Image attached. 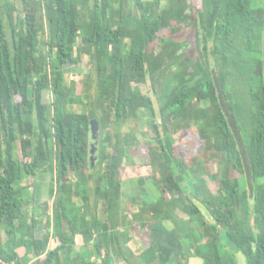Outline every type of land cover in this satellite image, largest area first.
<instances>
[{
  "label": "trees",
  "instance_id": "obj_1",
  "mask_svg": "<svg viewBox=\"0 0 264 264\" xmlns=\"http://www.w3.org/2000/svg\"><path fill=\"white\" fill-rule=\"evenodd\" d=\"M200 2L193 10L191 0H21L15 13L14 2L0 0L1 258L25 264L5 241L26 217L31 251L39 256L32 264H115V258L123 264H189L191 254L200 264H236V251L245 264H264V0ZM188 24L195 29L197 53H184L185 41L168 34ZM73 50L72 63L86 55L92 65L81 77L79 94L65 86ZM181 62L182 71L173 73ZM211 66L245 141L252 195ZM147 81L151 94L139 89ZM47 90L49 101L43 98ZM82 98L85 109H69ZM146 111L155 118L148 124V178L160 196L150 204L127 198V206H136L132 222L144 230V246L134 253L128 228L116 231L123 222V160L138 142L124 126ZM92 118L100 126L94 165L87 151ZM191 127L204 151L221 157L209 175L217 181L215 192L202 166H190L173 151L172 135ZM38 169L49 173L40 236L29 211L33 184L22 183ZM231 170L241 176H231ZM184 175L189 185L181 184ZM144 180L138 177L142 185ZM178 208L186 217L175 213Z\"/></svg>",
  "mask_w": 264,
  "mask_h": 264
},
{
  "label": "rangeland",
  "instance_id": "obj_2",
  "mask_svg": "<svg viewBox=\"0 0 264 264\" xmlns=\"http://www.w3.org/2000/svg\"><path fill=\"white\" fill-rule=\"evenodd\" d=\"M15 3L17 10L15 11L19 13V10L21 9V0H11ZM191 6L194 7L193 10L201 8V2L200 0H191ZM192 10V11H193ZM14 13V14H15ZM172 38L177 40H184V53L192 54L197 53L196 51V33L195 29L192 25H184L181 29L180 26H174V29L168 33ZM71 55L76 56V52L73 50L72 52H69L68 55V63L66 65V80H65V86L67 90L70 91L69 94H79L82 91V81L81 77L82 75L87 71L92 69V65L89 63L88 57L86 55H81L80 61L78 63H72L71 62ZM195 55V54H194ZM188 56H185V59L187 60ZM183 66V63H176L172 67V72H178L180 73L182 69H180ZM73 80V81H72ZM95 86L92 85V93L94 95L95 93ZM139 89L142 93L145 94H151L150 90V83L149 81L142 83L139 85ZM154 96V95H153ZM43 98L45 101H49L51 98L50 91H45ZM154 98V97H153ZM155 99V98H154ZM81 104H74L72 107H69V109H73L75 111H81L85 109L87 104L86 99L82 98ZM155 103V108L157 110V104L156 99L153 101ZM85 103V104H84ZM84 104V105H83ZM205 106H203L204 108ZM157 119H160L159 115H155ZM154 117L147 111L142 112L139 117L132 122L127 123L124 126V130H130L131 132H135V135L138 137L137 144L130 146L128 151V157L123 160V169L122 173L123 177V183H122V196L123 199L121 200L118 214V219H122L123 222L116 228V231L119 232L121 230H126L128 234L132 235V238L130 242V247L132 248L133 252L136 253L142 246V240L140 238H143L140 234L144 232V230H139L138 226L135 225L133 220L131 219V213L132 210L135 209V204L133 206L128 205V199H134L136 201L138 197L140 199L142 198L143 202L145 203H152L160 196V191L154 184L151 182V180L148 178L149 167L146 165V155H147V144L148 140L151 135L150 128L148 127V124L152 123L154 121ZM95 120V121H94ZM95 126L97 127V134L96 138L93 136V131L95 129ZM91 130V131H90ZM99 131L100 126L98 119H92L89 124V131H88V144L89 142H94L99 137ZM91 136V137H90ZM173 140V151L176 156H182V158L185 160V163L189 164L190 166L193 164L200 165L205 171V180L212 192H215L217 189V181L215 179H212L209 175L211 173H215L217 170V162L221 159V157L216 153H207L204 151V149L199 145V139L195 136V129L193 127L191 128H184L180 129L178 132L172 135ZM101 144V143H100ZM19 158H22V155L20 152H18L17 155ZM96 156V155H95ZM95 156L93 157V154L88 155L90 164H95L96 160H94ZM144 176L145 180L143 185L138 182V177ZM231 176H241V173L238 171L231 170ZM190 177L184 175L183 179L181 180L182 185L190 184L189 182ZM48 181H49V173L47 171H43L38 169L33 176H26L24 179L23 185L33 184L30 186V190L33 191V196L30 199V205H29V211L35 214V218L38 221V225L34 230V233L36 236H40L45 231V221H46V210H43L44 202H47L49 200L48 196ZM34 187V188H33ZM130 197V198H128ZM128 198V199H127ZM126 201V202H125ZM38 208V209H37ZM36 209V210H35ZM178 216L186 217L182 209H177L175 212ZM209 217V216H208ZM131 220V221H130ZM24 226H17V229L15 233L13 234V238L8 241V236H5V245L6 247L12 246L15 251L18 253L19 257L25 262V264H31L34 261V255L31 251V243L29 240V237H27L26 233L28 231L27 225L25 223L27 222L26 217L23 218ZM167 226L171 227L170 224L167 222ZM78 240H76L77 242ZM184 244V250L189 251L190 247L187 241L183 240ZM125 245V244H124ZM162 245L165 248H168L170 244L164 243V240L162 242ZM75 249H82L85 250V245H75ZM124 248H127L126 245ZM80 252V251H79ZM237 252V251H236ZM235 252V259L236 264L238 262L237 259V253ZM85 254V253H84ZM73 258L77 259V254H73ZM115 264H123L122 260L115 258ZM189 264H200V260L197 258V256L191 254L189 257Z\"/></svg>",
  "mask_w": 264,
  "mask_h": 264
},
{
  "label": "water",
  "instance_id": "obj_3",
  "mask_svg": "<svg viewBox=\"0 0 264 264\" xmlns=\"http://www.w3.org/2000/svg\"><path fill=\"white\" fill-rule=\"evenodd\" d=\"M261 54H262V63H261L262 76H263V82H264V23H263L262 33H261ZM210 73H211V78L213 80V85L215 88V93H216L218 104H219L220 109L224 115L226 123H227V125H228V127H229V129L233 135L236 148H237L239 156L241 158L242 167H243V171H244V178H245V182H246V185H247V188L249 191V195H252V191H253L252 170H251L250 158H249V154H248V151H247V148L245 145L244 138H243L242 133H241L234 117H233V114H232L228 104H227V101L224 97V94H223L221 86H220V82L218 80L217 71L213 66L210 67ZM92 119H95V118H92ZM92 119H90V121ZM89 124H90V122H89ZM93 134H94L93 136L96 138V134H97V127L96 126H95V129L93 131ZM98 150H99V143L97 142V140L94 142L90 141L88 144V148H87L88 155L93 154V157L95 155L97 156ZM195 204L197 205V207L199 208V210L201 211L202 214H204L205 216L210 215L207 207L201 201L196 200ZM236 253H237V259H238L237 264H245V258L243 256L242 252L237 251Z\"/></svg>",
  "mask_w": 264,
  "mask_h": 264
},
{
  "label": "built area",
  "instance_id": "obj_4",
  "mask_svg": "<svg viewBox=\"0 0 264 264\" xmlns=\"http://www.w3.org/2000/svg\"><path fill=\"white\" fill-rule=\"evenodd\" d=\"M39 256H34V261L32 263L35 262V260L38 258ZM31 263V264H32ZM0 264H17L16 262H12V261H6L3 258L0 257Z\"/></svg>",
  "mask_w": 264,
  "mask_h": 264
}]
</instances>
